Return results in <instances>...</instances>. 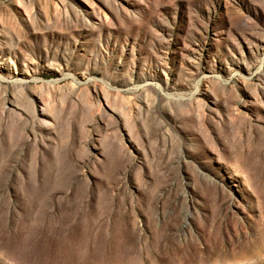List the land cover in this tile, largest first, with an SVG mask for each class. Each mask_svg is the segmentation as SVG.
<instances>
[{
	"label": "rangeland",
	"instance_id": "rangeland-1",
	"mask_svg": "<svg viewBox=\"0 0 264 264\" xmlns=\"http://www.w3.org/2000/svg\"><path fill=\"white\" fill-rule=\"evenodd\" d=\"M0 264H264V0H0Z\"/></svg>",
	"mask_w": 264,
	"mask_h": 264
}]
</instances>
